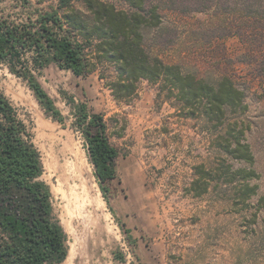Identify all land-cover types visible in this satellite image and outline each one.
<instances>
[{
	"label": "rangeland",
	"instance_id": "1",
	"mask_svg": "<svg viewBox=\"0 0 264 264\" xmlns=\"http://www.w3.org/2000/svg\"><path fill=\"white\" fill-rule=\"evenodd\" d=\"M31 1L41 7L50 3ZM105 1L127 7L123 0ZM149 2L159 4L162 14L158 26L144 29L145 46L153 56L210 82L229 75L245 90L247 109L240 118L248 127L246 138L260 173L258 194L241 210L233 203L236 188L222 181H214L200 196L189 190L196 165H213L218 157L232 160L217 147L214 128L203 118L180 113L159 83L141 80L135 96L116 100L107 79L101 78L102 70L111 71L108 64L77 76L53 63L38 78L64 117L57 121L46 115L26 81L0 62V89L40 151L41 178L51 188L55 214L67 232L69 255L60 264H264V207L259 202L264 194V53L250 52V38L235 34L229 13L217 8L183 11L171 0ZM75 4L85 11L81 0ZM0 14L22 18L20 1L1 0ZM70 97L103 116L109 140L118 149L107 198L84 133L74 124ZM53 133L67 146V155L85 160L91 171L101 210L88 208L96 217L89 230L73 221L54 191L58 176L49 159Z\"/></svg>",
	"mask_w": 264,
	"mask_h": 264
},
{
	"label": "trees",
	"instance_id": "2",
	"mask_svg": "<svg viewBox=\"0 0 264 264\" xmlns=\"http://www.w3.org/2000/svg\"><path fill=\"white\" fill-rule=\"evenodd\" d=\"M19 1L22 18L0 14V62L26 81L47 116L57 121L64 118L38 78L53 63L77 76L108 64L111 71L102 70L101 78L107 79L116 100L135 96L141 80L159 83L167 98L176 100L180 113L203 118L214 128L217 147L232 160L218 157L213 165H196L189 190L200 196L214 181H222L236 188L234 205L241 210L250 205L258 194L255 181L260 173L246 138L248 127L240 118L247 109L246 92L229 75L210 82L149 52L144 29L162 22L159 4L123 0L127 7L119 8L110 1L81 0L82 11L75 4L79 0H37L50 2L46 7ZM171 1L183 11L217 8L233 15L235 34L250 38L251 53H264V0ZM69 103L107 198L106 184L115 176L118 149L111 144L100 113L72 97ZM43 172L41 154L27 124L0 89V264H60L69 255L67 232L55 214ZM259 202L264 207V194Z\"/></svg>",
	"mask_w": 264,
	"mask_h": 264
},
{
	"label": "bare ground",
	"instance_id": "3",
	"mask_svg": "<svg viewBox=\"0 0 264 264\" xmlns=\"http://www.w3.org/2000/svg\"><path fill=\"white\" fill-rule=\"evenodd\" d=\"M51 142L53 148L49 159L58 176L57 186H53L54 191L65 201V209L73 221H81L89 230L96 223V217L94 218L93 212L88 208L94 209V213L101 210L92 184L91 171L85 160L80 157L73 159L69 157L71 154L67 155V146L60 145L61 137L58 134L51 135ZM102 228L105 229V226Z\"/></svg>",
	"mask_w": 264,
	"mask_h": 264
}]
</instances>
